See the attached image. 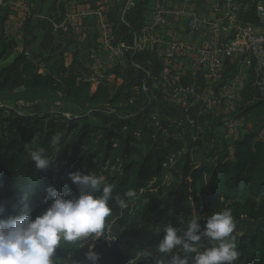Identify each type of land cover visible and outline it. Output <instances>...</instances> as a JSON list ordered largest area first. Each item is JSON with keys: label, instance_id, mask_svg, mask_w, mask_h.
Listing matches in <instances>:
<instances>
[{"label": "trees", "instance_id": "16d2710c", "mask_svg": "<svg viewBox=\"0 0 264 264\" xmlns=\"http://www.w3.org/2000/svg\"><path fill=\"white\" fill-rule=\"evenodd\" d=\"M254 11L246 7L241 20L259 24ZM6 18L7 14L0 15V220L20 214L24 195L29 197L34 219L48 207L43 202L48 187L58 189L65 198L79 194L69 173L99 174L100 166L118 164L120 169L107 180L114 195L123 197L132 188L137 197L128 199L123 209L111 203L112 214L94 249L99 254L97 264H130L135 250L144 251L152 264H168L179 250L164 255L155 247L166 225L178 228L177 216L192 215L191 202L207 209L208 216L231 208L236 226L251 227L235 236L239 252L235 264H264V140L259 139L264 100L251 101L253 77L234 115L244 126L233 154L224 142L221 150L208 149L201 163H196L190 151L173 157L149 137L147 119L152 110L148 94L133 91L136 84L125 82L116 88L101 82L93 89L80 70L79 56L70 67L63 54L27 57L25 49L18 51L17 42L5 36ZM110 20L118 26L113 15ZM155 63L158 74L161 63ZM234 72L235 67L227 63L226 76ZM40 106L49 111L32 113ZM54 107L61 111L54 112ZM101 109L112 114L108 123L98 125L89 114ZM72 110L75 115L68 119L65 114ZM57 135H61L56 139L58 151L52 143ZM41 147L52 163L45 171L37 170L30 158L31 151ZM78 164L81 171L71 169ZM56 258L66 264H87L84 251L74 253L63 245Z\"/></svg>", "mask_w": 264, "mask_h": 264}, {"label": "built area", "instance_id": "2783aa9c", "mask_svg": "<svg viewBox=\"0 0 264 264\" xmlns=\"http://www.w3.org/2000/svg\"><path fill=\"white\" fill-rule=\"evenodd\" d=\"M246 7L254 8L259 24L241 20ZM3 9L17 13L26 21L32 13V0H0V10ZM167 14L173 15L175 20L186 19L189 39L175 36V26ZM10 23L6 20L4 27L7 29ZM168 25L173 31L166 41L159 37V32ZM69 28L63 26L65 32ZM71 28L81 32L77 25ZM142 34L150 52L161 63L158 74L153 71L147 78L148 85L144 82L142 91L148 94V107L151 108L153 97L158 98L161 108L164 103L176 104L183 115L179 126L187 124L199 131L203 130V125L191 116L192 107H198L210 120L216 116L232 155L234 142L240 138L244 126L243 121L234 117L242 92L252 77V88H264V0H177L169 12L165 11L161 0H154L152 18ZM100 46L106 59L93 69L101 66L110 69L131 50L116 40L107 24L101 31ZM141 46L142 41L134 43L135 50ZM25 55L32 56L29 51H25ZM227 63L235 67L230 77L226 76ZM187 78L199 80L201 84L185 85ZM156 113L153 116L159 119ZM259 139L264 140V129Z\"/></svg>", "mask_w": 264, "mask_h": 264}, {"label": "crops", "instance_id": "0c3cea01", "mask_svg": "<svg viewBox=\"0 0 264 264\" xmlns=\"http://www.w3.org/2000/svg\"><path fill=\"white\" fill-rule=\"evenodd\" d=\"M161 3L165 11L169 12L175 7L177 0H161ZM153 7L154 0H32V13L26 21L17 13L5 9L0 10V15L7 14L6 19L11 21L7 29L4 27L5 36L17 42L18 51L25 49L34 57L63 54L67 67H70L79 56L78 63L82 66L80 70L93 84V89H96L101 82L116 88L129 82L136 84L132 89L141 95L142 89L145 88L144 82L146 83L148 76L155 71V62L158 60L150 52L142 34V29L152 18ZM110 15L119 20L118 26L111 23ZM167 18L174 24V34L178 39L190 38L185 18L175 20L171 14H167ZM106 24L116 40L125 43L131 50L126 52L110 69H104L103 66L93 69L95 65H100L106 59L100 46L101 31ZM64 25L70 27L68 32L64 31ZM74 25L81 28L80 33L71 28ZM172 31L173 28L168 25L166 29L159 32V37L167 41ZM136 41H142V46L138 50L134 49ZM192 83L201 84L199 80L192 78L184 80L185 85ZM260 100H264V88L254 87L251 101L254 103ZM175 109L168 112L170 115L165 116L160 110L159 119H156L152 112L147 119L148 129L151 128L162 134L163 141L173 144L172 136L177 138L178 134V137H182L179 151L173 152L170 149L171 145L166 142L162 147L163 150L174 154L173 157L190 151L191 158L196 163H201L208 149L216 147L218 151L222 149L223 143L227 140L219 139L217 136V131L222 132L221 126L216 130L214 126H217V123L210 121L209 117H205L198 107L194 106L191 116L202 123L203 130L199 131L183 124L181 125L183 133H181L177 126L182 114L180 112L179 118L174 119V113L178 114ZM186 141L188 144L184 143ZM201 153L204 154L202 158L194 159Z\"/></svg>", "mask_w": 264, "mask_h": 264}, {"label": "clouds", "instance_id": "9594fccd", "mask_svg": "<svg viewBox=\"0 0 264 264\" xmlns=\"http://www.w3.org/2000/svg\"><path fill=\"white\" fill-rule=\"evenodd\" d=\"M52 143L58 151V141L53 138ZM30 158L37 170L52 166L43 147L31 151ZM68 179L77 186V196L65 198L58 189L48 187L43 198L48 207L41 215L33 219L29 197L24 195L20 198V214L0 220V264H56L62 242L84 249L85 241L103 236L106 218L112 214L111 203L123 209L128 199L137 197L132 188L123 197L114 195L113 185L104 176L74 172L68 174ZM235 229L231 208L213 212L203 222L194 216L182 232L166 225L155 251L167 255L178 249L168 264H235L239 258ZM202 241H207L208 246L202 247ZM94 249V243L87 244V264H97L99 260Z\"/></svg>", "mask_w": 264, "mask_h": 264}, {"label": "rangeland", "instance_id": "374dc122", "mask_svg": "<svg viewBox=\"0 0 264 264\" xmlns=\"http://www.w3.org/2000/svg\"><path fill=\"white\" fill-rule=\"evenodd\" d=\"M152 104H151V110L152 112H157V116H160V113L158 114V112H161L163 111L164 114L163 116L165 115H170L168 114L169 111H171L173 108H176L177 109V113H174L175 117H173L174 119H177L179 118V114L181 111V108L176 105V104H170V106H168L167 108H161L160 107V104H159V101H158V98L157 97H153L152 98ZM59 107V106H58ZM58 107H54L55 109H53L54 112H60L61 111V108H58ZM72 109V108H71ZM70 108H68L67 110H71ZM175 109V110H176ZM161 110V111H160ZM49 111V107H46V106H40L38 108H33V112L32 113H35V114H38V115H43L45 112H48ZM112 113H110L108 110H99L97 112H94L92 114H89L90 116V120H92V122H94L95 124H101V123H108V120L110 118ZM182 114V113H181ZM75 115V112L72 110V111H67L65 116L70 119L72 118V116ZM161 117V116H160ZM183 118V115L181 116V119ZM212 122H215L217 123L216 125L217 126H214V128L216 130H218V128L220 127L218 121H217V118L216 116H213L211 118ZM83 122L81 121L80 124H82ZM179 127V130L181 133H183L182 130V126H177ZM180 132H178L180 134ZM141 132L138 133L139 136H141L140 134ZM63 134V133H62ZM186 135H188V133H186ZM61 135H57L55 136V139H59ZM163 135L162 134H159L158 131L155 132V130L153 131V129L151 130V128H149V137L157 143L158 147L162 148L163 146H165V142L166 141H163L162 140V137ZM179 135L177 134V138H174L172 136V139L173 140V144L171 143H167L168 145H171L170 149L175 152V151H179L181 148H179V145H180V142H182V137H178ZM217 136L219 139H224L223 136H224V132H220V131H217ZM185 137V135L183 134V138ZM177 140V141H176ZM185 144H188V141L184 142ZM166 144V145H167ZM186 146V145H185ZM189 146V145H188ZM184 149V147L182 148ZM203 153L201 154H198V156L194 157V159H200L203 157ZM72 170L73 169H77L78 171H81V168L78 165H76L74 168H71ZM120 169V166L118 164H114L113 166L111 167H106V166H100L99 167V174H96L94 171L91 173V174H95L97 176H104L107 178L108 180V177L114 173L115 171H118ZM191 207H192V215L188 218V219H184L182 218L180 215L176 217L177 221H179V224H178V231H181L186 227V224L188 221H190L194 216H199L200 219H201V222H203L207 216H208V213L209 211L207 209H203L201 205H198L197 203H194V202H191ZM250 226L248 224H242V225H238L236 226V229L233 233L234 236H237V237H240L241 235H243L244 232L246 231H249L250 230ZM99 239L98 238L97 240L95 241H92L91 239L85 241V248L84 249H81L77 244H68V243H65V242H62L61 245L63 246H66L68 249H70L72 252L74 253H80V252H83V251H87V244H91V243H94L95 246L98 244L99 242ZM202 246H206V243H208L207 241H202ZM56 264H66V261L63 260V259H59V258H56ZM130 264H152L149 259L145 256L144 254V251H137L135 250V256H134V260H132V262Z\"/></svg>", "mask_w": 264, "mask_h": 264}]
</instances>
